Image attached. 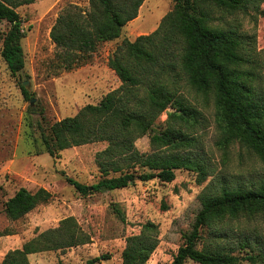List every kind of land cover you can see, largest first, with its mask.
I'll use <instances>...</instances> for the list:
<instances>
[{
    "label": "trees",
    "instance_id": "trees-1",
    "mask_svg": "<svg viewBox=\"0 0 264 264\" xmlns=\"http://www.w3.org/2000/svg\"><path fill=\"white\" fill-rule=\"evenodd\" d=\"M35 1L0 0V21L9 23L0 54L12 74L24 67L21 39L25 32L18 8ZM143 1L87 0V6L69 3L62 7L49 31L60 64L65 69L84 65L100 43L120 36L122 28L137 17ZM263 1L173 0L172 9L153 31L132 41L124 38L115 47L107 65L120 85L97 103L85 104L75 115L54 121L48 133L40 134L44 151L51 156L74 146L107 143L97 153L103 175L97 182L88 185L66 178L78 193L121 189L137 179L170 182L179 167H195L203 179L206 164L198 154L197 137L190 133L199 121L200 111L186 99V88L212 94L225 144L237 140L264 159V91L257 86L254 59L248 52L252 49L249 38L238 31V23L216 22L226 15L260 13ZM22 91L28 99L23 85ZM163 112L166 119L160 122ZM147 133L151 149L142 153L135 141ZM50 198L45 188L30 191L21 187L5 201L4 213L8 219L17 220ZM114 210L121 215L116 206ZM240 215L264 217V182L203 195L191 230L184 235L185 241L171 264H183L187 259L199 264L264 262V247L257 245L258 240L240 241L237 247L247 249L242 256L234 254L233 246L212 250L197 247L200 228L210 227L226 216ZM218 233L212 235L226 237ZM88 241L89 235L74 217L68 216L21 247L7 251L0 264H30L29 254L64 250ZM157 245V225L147 221L138 233L126 237L121 264H145ZM107 258V254L99 255L85 264H99Z\"/></svg>",
    "mask_w": 264,
    "mask_h": 264
},
{
    "label": "rangeland",
    "instance_id": "rangeland-1",
    "mask_svg": "<svg viewBox=\"0 0 264 264\" xmlns=\"http://www.w3.org/2000/svg\"><path fill=\"white\" fill-rule=\"evenodd\" d=\"M69 3L88 4L87 0H37L19 7L25 32L21 39L23 69L12 74L0 54V263L7 251L21 247L39 232L72 216L89 235V241L64 250L29 254L30 264H85L88 259L105 254L108 258L99 264H121L126 237L138 233L147 221L157 225L158 245L145 264H171L201 208V197L223 188L260 185L264 182V159L237 140L225 144L212 94L186 88V99L200 111L199 121L190 133L197 137V151L206 164L203 179L195 167H179L170 182L137 179L121 189L78 193L66 178L88 185L97 182L103 176L97 153L107 143L74 146L51 156L44 151L40 134L48 133L54 121L75 115L85 104L97 103L120 85L119 78L107 65V58L124 38L132 41L153 31L172 9L173 0H144L138 16L122 28L118 38L100 43L84 65L65 69L57 58L58 50L49 31L58 12ZM216 22L238 23V31L248 36L257 86L264 91V1L260 13L226 15ZM8 28L7 21H0V52ZM165 119L163 112L159 121ZM149 140L147 133L135 141L140 152H150ZM21 187L30 191L45 188L51 198L23 217L10 220L4 213V203ZM115 206L121 215L115 212ZM218 232L226 237L212 235ZM246 238L258 240L257 245L264 247L263 216H226L210 227L203 226L197 247L212 250L233 246L234 254L242 256L247 249L241 250L237 245ZM183 264L199 263L187 259ZM241 264L264 262L244 260Z\"/></svg>",
    "mask_w": 264,
    "mask_h": 264
},
{
    "label": "crops",
    "instance_id": "crops-1",
    "mask_svg": "<svg viewBox=\"0 0 264 264\" xmlns=\"http://www.w3.org/2000/svg\"><path fill=\"white\" fill-rule=\"evenodd\" d=\"M36 1H37V0H36ZM36 1H35V2H36ZM35 2H34V3H35ZM75 4H76V3H75ZM137 16H138V15H137ZM134 19H135V18H134ZM134 19H133V20H134Z\"/></svg>",
    "mask_w": 264,
    "mask_h": 264
}]
</instances>
